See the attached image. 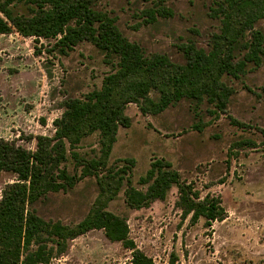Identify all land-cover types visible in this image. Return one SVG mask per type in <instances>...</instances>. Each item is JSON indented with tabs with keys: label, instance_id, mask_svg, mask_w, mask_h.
<instances>
[{
	"label": "rangeland",
	"instance_id": "374dc122",
	"mask_svg": "<svg viewBox=\"0 0 264 264\" xmlns=\"http://www.w3.org/2000/svg\"><path fill=\"white\" fill-rule=\"evenodd\" d=\"M217 1L99 0L97 8L116 16L122 34L145 55L163 54L183 64L180 46L193 42L207 50L212 35L220 32ZM159 3L172 14L146 23L143 10ZM254 28L264 35V17ZM54 42L16 31L0 35V137L30 150L35 149V136L53 135V120L61 116L66 100L99 89L112 71L90 42H80L65 54L52 47ZM243 53L236 50V59ZM222 81L233 89L223 112L206 99L197 104L182 98L159 112L149 103L143 105L146 112L140 103L126 104L129 126H118L98 177H80L81 168L68 157L63 164L76 174V183L38 201L37 213L74 225L95 203H102L126 219L130 238L154 264H264V68L249 63L238 78L223 75ZM149 96L157 101L159 93L152 90ZM99 149L100 134L92 132L73 151L92 159ZM159 158L171 162L202 197H219L225 218L210 226L203 218L191 223L190 215L183 217L176 205L174 186L164 200L128 207V182L145 189L138 180ZM15 179L14 173L0 171V196ZM130 261V250L108 240L103 230L92 229L70 240L66 252L50 264Z\"/></svg>",
	"mask_w": 264,
	"mask_h": 264
},
{
	"label": "trees",
	"instance_id": "16d2710c",
	"mask_svg": "<svg viewBox=\"0 0 264 264\" xmlns=\"http://www.w3.org/2000/svg\"><path fill=\"white\" fill-rule=\"evenodd\" d=\"M99 0H0V35L16 31L24 37L54 39L53 48L65 54L78 43L87 41L104 54L111 65L99 89L83 98L64 102V110L53 120L51 136H35V149L24 148L0 137V171L15 174L14 182L1 190L0 264H50L66 252L70 240L92 229H101L112 242H120L131 252L130 264H154L129 236L126 219L95 203L74 225L41 217L35 204L49 193L66 191L78 177L63 164L68 157L81 168V176L94 175L105 166L116 140L119 125L127 127L126 104L149 103L159 112L182 98L200 104L204 99L223 112L233 89L222 81L227 75L238 78L247 64L264 68V35L255 22L264 17V0H219L221 28L212 35L209 49L188 42L180 46L183 64L166 55H145L141 46L130 41L118 28L116 16L97 8ZM172 13L162 3L143 10L146 23ZM248 35L246 36V33ZM236 50H243L236 59ZM159 93L153 101L149 93ZM142 111L144 110V107ZM100 134V155L81 158L73 149L87 134ZM133 163V160H129ZM121 179L123 177H120ZM138 183L128 182L125 202L132 209L164 200L177 188L176 205L191 223L203 218L207 226L226 216L219 197L201 196L198 189L181 179L171 162L151 161Z\"/></svg>",
	"mask_w": 264,
	"mask_h": 264
}]
</instances>
